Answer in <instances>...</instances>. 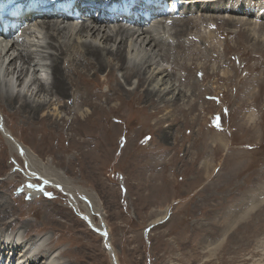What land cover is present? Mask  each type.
Instances as JSON below:
<instances>
[{"label":"rangeland","instance_id":"rangeland-1","mask_svg":"<svg viewBox=\"0 0 264 264\" xmlns=\"http://www.w3.org/2000/svg\"><path fill=\"white\" fill-rule=\"evenodd\" d=\"M263 2L252 1V10L256 9L257 15L264 14ZM254 19L258 21L257 16ZM260 24L256 41L248 39L244 33L226 30L207 39V47L216 43L218 51L225 53L222 59L226 57L227 64L219 69L217 83L212 80L214 77L204 78L215 87L207 98L204 96L209 99L203 103L205 111L198 108V111L178 112V123L171 125L170 130L164 129L166 140L161 137L163 130L152 125L153 119H150L152 127L144 128L140 140L135 138L138 140L134 141V147L128 148L130 155L128 149H123L124 146L113 138L105 144L108 151L82 160L77 142H73L67 133L73 131L74 141L81 140L94 130V123L74 124L69 127L72 131L65 126L59 133L52 132V138L41 139L48 136L43 128L33 133L29 127L45 126L47 119L39 116L26 123L23 112L0 109V119H4L0 124V183H4L0 198L14 207L20 217L31 216L38 220L24 247H33L36 234L42 242L48 237V241L55 243L52 254H56L57 260H74L77 264H264V38L260 36L264 34V22ZM216 26L201 24L198 37L210 35V30ZM234 29L244 31L241 26ZM198 37H193V42L205 49ZM221 42H224L223 46ZM217 53H212V59L208 61L210 67L216 61ZM188 70L182 71L184 76L189 75L188 80L196 77L203 82L195 65L191 67L192 71ZM225 70L232 74L233 81L223 79ZM94 87L99 92H106L110 85L94 83ZM248 88H253L250 97L245 92ZM237 105L239 108H235ZM50 109L44 113H55ZM169 110L171 108L159 114ZM199 113L202 120L194 122L192 128L185 120ZM168 115L173 116L172 113ZM141 116L131 112L129 121H138L136 117ZM4 129L33 151L29 168L39 172L36 173L38 178L34 179L35 176L29 173L28 161L23 154H13ZM189 129L193 133L190 138L198 137L203 133L200 131L208 129V145L195 140L193 145L196 146L192 147L191 139L189 142L183 140ZM41 133L43 135L38 136ZM156 139L162 142L156 143ZM161 145L170 148V153L167 151L166 158L162 156L156 168L135 170L133 161L153 160L148 157L151 155L155 161L160 159ZM155 146L159 147L157 152ZM139 148L150 149L154 154H140ZM210 162L212 167L201 168L200 165ZM45 177L51 182L44 181ZM33 206L48 213H59L51 212L52 216L44 219L40 215L42 212L35 215L28 209ZM20 225L14 230H5L4 237L10 239L6 232L16 230L13 238L23 239L25 224ZM97 227L105 231L100 232ZM75 248L79 250L72 253ZM90 249L92 258L88 256ZM18 257L11 260L2 253L0 264H8L7 258L14 264Z\"/></svg>","mask_w":264,"mask_h":264},{"label":"bare ground","instance_id":"bare-ground-1","mask_svg":"<svg viewBox=\"0 0 264 264\" xmlns=\"http://www.w3.org/2000/svg\"><path fill=\"white\" fill-rule=\"evenodd\" d=\"M73 1L29 0L32 6L34 4L40 5L44 11H48L55 5L68 6L67 9L71 16L59 18L52 14L41 18L37 17L30 26H16L15 28L0 26V109L23 112L27 119L23 122L26 123L30 119L35 121L39 116L47 119L45 122L47 128L42 124L29 127L30 130L32 128L33 133H38L40 128H43L42 131L48 136L44 135L40 137L41 139L52 138V132L57 133L58 131L59 133L60 129L65 126H67V130L72 131L73 129L69 127L74 124L90 125V123H94V130L82 137L81 140L74 141L73 131L67 133L69 137H72L73 142H77L78 153L82 160L85 157L102 155L108 151L105 144L107 141H112L113 138L114 141L116 138L124 146L123 149H131L134 147V141L138 140L135 138L138 137L140 140V135L146 126L156 125L163 130L161 137L166 140L168 137L164 129L169 128L170 130L171 125L178 123V112L188 113L195 109L198 111V108L205 111L203 103L208 102L209 99H206V96L210 90H215V87L212 86L210 80L204 78L214 77L212 80L217 83L218 71L227 59L226 57L222 59L225 53L218 51L216 43H211L207 47L205 42L213 36H219L221 30L238 32L242 35L244 33L248 39L256 41L258 39V25H261L262 21L264 22V14L257 15L256 9L252 10L253 0H176L179 4L178 10L170 9L165 0H126L128 1L127 4L137 6L130 8L128 15L119 12L124 5L121 0H87L82 3V8L84 17H89V20H81V23H77L73 11L80 3L77 5L69 3ZM81 1L83 2V0ZM187 2L189 5L185 4ZM26 3H23V0H0V10L6 15L16 17L18 21H29L33 14H25L23 18L19 19V11L24 8ZM150 7H154L155 10L150 12ZM159 8L162 9L159 10ZM180 10L187 13L180 16L179 19L173 18L172 25H168L170 20L166 19L167 13L173 17V12ZM118 16H124L126 19H118L117 22L110 21V19H115ZM256 16V20L260 22L254 21ZM220 21L221 25L219 24ZM203 23L209 26L217 24V28L211 29L210 35L198 37V28ZM223 25L227 28L223 29L224 27H221ZM236 26H241L244 31L234 29ZM184 35L186 36L184 37ZM195 36L205 44V49L203 46L195 45L194 39L192 40ZM260 36L264 38V34ZM221 45L223 46L224 42H221ZM213 52H218V57L210 67L208 61L212 59ZM197 59L200 61L197 62ZM193 65L198 69L196 73L201 72L203 82L196 77H193V80H188L189 75L186 77L182 73L186 68L189 69L188 72L192 71ZM178 69L179 73L177 72ZM231 75L229 71L225 70L223 79L233 81L234 78H231ZM94 83L109 84V90L99 92V89L94 87ZM143 85L145 87H142ZM222 87L224 86L221 85ZM221 88L219 87L220 90ZM252 89L245 91L249 97L252 95ZM117 100L119 102L114 103ZM50 108L55 113H44V110ZM169 108L172 112L169 110L167 113L159 114ZM235 108H239V105ZM203 110L202 112H204ZM131 112H138L142 116L141 118L136 117L138 121H129V113ZM171 113L172 117L168 115ZM150 119H153L152 125L149 124ZM201 120L202 116L199 113L185 121L192 124L193 128L194 122H201ZM3 121L4 119H0V124H3ZM58 127L59 130L56 129ZM53 128L54 130H52ZM7 131L4 129L12 145L13 154L18 156L23 154L28 161L29 168V165L32 164H30L31 157L34 156L33 151L21 144ZM197 131L199 132V129ZM208 131V129H203L200 131L203 133L198 136L199 138H190L193 133L189 129L187 134L184 133L183 140L191 139L190 145L192 147L196 146L193 145L195 140L206 146L210 136V134L207 136ZM75 133L80 135L77 131ZM41 135L43 133L38 136ZM161 142L160 139H156V143ZM136 144L137 142H135ZM86 146L87 148H85ZM161 147L160 151L163 154L160 155V159L155 161L154 156L151 155L148 157H153V160L144 158L143 161H133L136 166L135 170L156 168L158 163L162 161V156L166 158L167 151L170 153V148L163 145ZM158 148L155 146V151ZM136 152L135 150V156ZM139 152L140 154H154L152 150L143 148H139ZM128 155H130V151ZM212 165L213 163L210 162L200 166L206 169ZM29 170V173L35 176L34 179L38 178L36 173L39 172L31 168ZM43 179L49 181L50 178L45 177ZM2 184L4 183H0V190ZM36 207L33 206L28 209L33 210L35 215L42 212L40 215L44 219L52 216L50 213L53 211L48 213L43 211L41 207L38 209ZM83 209L84 213L85 208ZM17 212L14 207L9 206L8 202L0 198V254L4 253V256L7 255L11 260L16 259V255H19L14 264H77V261L74 260H70V262L57 260L56 254H52L56 245L51 240L48 241V237L46 241L42 242L43 239L41 240L40 235L35 234L33 247H24L23 244L29 238V232L34 230V223L38 220L31 216L20 217ZM88 214L90 213L86 215ZM10 215L12 217L9 218ZM20 223L25 224L23 226L25 229L23 239L18 240L17 238L16 240L13 238L16 237L14 235L16 230L11 233L6 232V234H10V239L4 237L5 230L17 229L21 226ZM97 228L100 232L103 230L102 227ZM79 247L82 248L80 245ZM77 250L79 249L75 248L72 253ZM88 256L89 258L93 257L91 249ZM8 258L6 262L11 264V260Z\"/></svg>","mask_w":264,"mask_h":264}]
</instances>
